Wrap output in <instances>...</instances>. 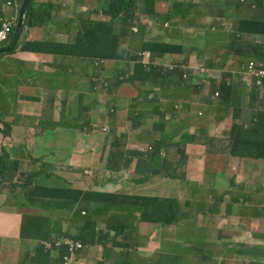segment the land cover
I'll use <instances>...</instances> for the list:
<instances>
[{"label": "crops", "instance_id": "1", "mask_svg": "<svg viewBox=\"0 0 264 264\" xmlns=\"http://www.w3.org/2000/svg\"><path fill=\"white\" fill-rule=\"evenodd\" d=\"M109 1L33 0V5L37 9V23L26 26L22 35L26 42L43 44L42 49L32 50V52L18 50L0 60V152L4 150L15 160L24 162L26 153L35 154L40 150L47 151L49 149L50 152L45 155L49 162L46 170L55 175L63 171L70 176L72 172L81 174L83 170H88L95 165L97 159L93 158L98 155L100 148L105 151L109 149V143L105 144L103 141L101 104L93 94L87 98L89 80L86 73L92 64L93 51H79L75 46L78 44L76 40H79L78 32L81 29H86L88 21H90V27L86 30L90 32L92 21L103 20L106 17L105 11ZM234 1H220L216 6L217 11L225 16H233ZM209 8V5L204 2L197 3L196 14L201 13V15L207 16ZM8 10L6 1L0 0V16ZM71 22L77 28V32L73 35L65 33L70 29ZM158 33V31L154 32L151 37H158ZM130 41H133V38L130 37ZM230 56L235 57L234 54H230ZM181 57L183 56L165 55L168 60ZM127 85L130 86V94L133 95L138 94L139 90L143 94L148 91L152 95L155 94L153 88L145 82L130 81ZM247 87L244 86L243 90ZM167 96L166 90L156 93V97L159 98L161 104L165 105L167 112L165 127L153 126V117L149 109L142 111L138 120H132L127 111H122L116 121L110 122L108 133L116 135L126 132L131 137L137 138L145 148L153 142L158 133L165 134L176 126L180 132L181 140L182 137L188 138L191 140L189 143H193L189 147H193L191 162L195 163L194 166L188 165L189 159L185 146L187 158L184 160V164L187 169L189 171L203 170L210 177H215L218 174L213 179L215 190L201 188V193L206 195L209 193V197L216 196L217 207L220 206L219 201L222 203L220 209L215 206V209L222 215L220 218L222 225L226 222L230 223L231 219L237 216L243 222V226L241 229L231 230L229 233L223 231L215 239L207 238L205 233L200 231L210 225L211 216L214 218L215 215L210 210H208L209 214H193L192 210L196 208V205H199L196 200L198 190L194 185L184 186L182 184L177 194L172 198L180 204L179 213L188 212L193 217V222L197 220V224L186 225L180 230L177 229V226L161 230L162 236L157 244H155V239L156 232L159 230L154 229L148 237H146V229L140 230V233L143 232L149 241L145 242L144 246H140L137 258L143 261L142 264H199L200 259L210 260L218 253L223 252L226 254V264H238L235 247L245 246V244L256 245L259 242L257 236L264 235V159L246 157L248 159L246 161L245 158L230 156L227 154V145L229 137L237 134V129H240V137L264 140V128L258 127L256 130L250 131L246 127L232 123L243 121L247 123L252 116L254 107L243 100L241 105L245 106V110L241 112L245 114V120L241 115L237 121H232L230 116V118L226 117L218 122H212L211 116L208 118V115L212 114L214 107L216 110H218L217 107L222 111L230 110L229 107L228 109L226 107L227 102H222L218 106L215 105L214 100L207 103L203 98L200 102L205 107L195 105L185 107L183 105L180 106L181 111H176L172 107L174 101L167 99ZM191 108H194L196 115L198 111L202 110L205 113V116H202L198 121L199 125L194 124L196 115H192ZM262 111L264 110L257 108V113ZM84 123L89 124L86 134L73 140L72 135L76 131L82 133L78 129ZM91 126H95L94 129ZM200 132L203 135H200ZM200 139H204L201 144H199ZM183 143L186 144L182 140L181 144ZM222 143H225V146ZM236 159L242 160V162L236 163ZM28 162L26 160L25 168ZM164 164L167 165V161ZM241 166L243 168L240 172L242 175L240 183L230 184L228 187L231 176H233V173L230 172ZM220 172H223V175H220ZM125 174L127 178L122 180H106L102 179L100 175L94 177L85 174H82L80 178L86 184L87 189L91 191L140 196L146 195L145 189L151 186L156 178L167 179L160 163L156 166L155 163L144 159L142 155H137L136 160L128 166ZM225 176H228V179L223 182L222 179ZM251 176L252 180L249 179ZM169 180L179 181L178 179ZM236 186H239L238 191H232L253 195L259 200L261 204L257 208V216L247 217L254 210L251 207H240L236 204L235 198L232 203L229 202L228 196L231 195V191L228 193L227 191ZM182 187L185 194L183 202L177 198L180 196ZM220 193L225 195L224 200L218 199ZM227 205L229 206L228 210L225 209ZM203 208H205V204L202 203L200 209ZM0 213L7 215L2 222L3 229L1 230V235L6 241L11 238L10 235L13 233L11 225L16 224L14 222L17 216H21L13 208L8 207L5 202H0ZM102 227L103 225H99L100 229ZM211 228L219 230L215 227ZM19 232L16 229L18 240ZM125 235L126 233L121 228L114 232L111 231L110 237L106 239L108 245L105 252H95L92 255L84 252L81 255L80 264H117L124 261L129 264L130 260L121 256L122 244L129 241L125 239ZM176 236L182 238L183 244L173 241ZM3 243L0 238V250ZM36 247L37 243L33 242L31 250L34 251ZM162 248L169 249L173 255L164 254ZM17 250L18 243L16 252ZM41 250L40 247L39 251ZM183 251L187 252V257H182ZM16 252L10 256H1L0 262L5 263L8 257L13 260L16 257ZM34 252L30 256L31 258L35 256ZM40 258L48 259L45 256Z\"/></svg>", "mask_w": 264, "mask_h": 264}, {"label": "clouds", "instance_id": "2", "mask_svg": "<svg viewBox=\"0 0 264 264\" xmlns=\"http://www.w3.org/2000/svg\"><path fill=\"white\" fill-rule=\"evenodd\" d=\"M5 1L9 10L7 12H4L0 16V49L6 48L13 38L19 19L20 8L23 2V0ZM32 1L33 0H30L29 5ZM174 1L182 2L181 9L182 11L185 9L187 10V16L185 18H176L175 21L177 22V24L172 26L168 21H163L162 18L167 13L168 9ZM220 1L222 0H211L212 3L206 2V4H208L210 8L208 9L207 16H205L201 15V13L196 14L197 2L193 0H153L154 11L161 16L160 20L156 21L151 17L143 16L142 18L144 19V21H141L140 19L136 23L130 22V25L124 27L123 29H121L122 26L118 27L117 33L121 35L122 46L126 51V55L123 60L96 57L94 56L96 46L92 47V64L89 66L86 73V76L89 80V83L87 85V98H89L90 95L93 94L101 104V114L103 118L102 131L104 135L103 141L105 144L109 143V149L107 150L108 159L105 163L101 162L103 151L105 150L100 148L98 150L99 152L97 155V163L88 168V170H83L81 174L72 172L69 180H62L61 178H57L55 177L56 175L53 172L47 170L48 174L51 175V178L46 179V181L57 179V182H54L52 184H44L40 182L41 184L49 187H54V185L58 183V188L63 186L64 188L74 190L68 191V193H66V196L69 194H75L74 198L79 199H83L86 196L94 194L130 196L122 193L91 191L87 189L86 184L81 181L80 176H82V174H85L92 175L94 177L100 175L102 179L106 180L126 179L127 175L125 173L127 172V168L132 164H130V161L133 160L134 162L137 158V155H142L144 159L155 163L156 166H158L160 163L163 166L162 168L165 170L166 165L164 163L166 160L164 159L168 157L169 148L164 147L162 143L169 142L171 146L176 145L178 142L182 143L181 135H178L174 129L173 131L176 133V138L173 141L166 140L164 138V133H158L153 142L148 144L145 148L137 138L131 137L126 132H120L116 135H110L107 131V129L110 128V122L116 121L122 111H127V113L130 114V118H132V120H138L140 118L141 112L148 109L152 113L153 126L158 128L165 127L167 112L165 109V105L160 103L158 97H154L150 91L146 92L145 94H143L142 92L140 93L139 89L138 94H130V86L127 85L128 83H130V81L141 83L145 82L149 87H152L149 81H143L134 77H130L135 64V59H132V56H136L137 59L145 67H157L159 70H161V73H165L166 75L173 78L172 82L164 85L162 90H166V92L168 93V96L166 97L167 99L174 101L172 107L176 111H181V108L178 104L179 102L188 104L185 105V107H192L194 105L197 107H205V105L200 102V100L203 98L207 103H209L211 100H214L216 102L215 105L219 106L222 102L214 99L219 97L218 84L216 80L219 81L223 79L224 74H226L224 79H226L227 81L231 76L234 77V79L239 82L240 86L242 87L241 90L247 97H252V89H254L255 92L260 89L261 93L258 95V100L260 98L262 99V106L257 102L255 105H251L248 100H246L247 104H250L254 107V109H252V116L250 117L249 121H247V123L244 121L241 123H232H236L240 127H246L250 131L256 130L258 127L264 128V111H262L261 113H257V108L264 110V62L262 61L264 60V56L259 55L258 58L249 54H246L245 56L242 55L241 52L243 51L250 52L249 46L245 44L249 42V37H251V35L253 34L246 35L244 31H240L238 28V20H263V18H261L260 16L253 14V11L264 10V6H256L253 0H235L233 2L234 15L225 16L216 9V6H218L217 4H219ZM111 2L112 0L109 1L108 7ZM141 7L142 6L138 7L139 11H141ZM35 10L37 12L36 7ZM194 12L195 14H193ZM233 19L234 23L232 22ZM98 21H92V23ZM210 21L211 23L208 26L209 29L212 31L224 33L227 36V40L224 46L213 44L211 45V47L201 49L198 43L200 40L199 31L202 29V24L204 22ZM89 25L90 21L87 22L86 29L90 27ZM26 26L27 25L25 17V26L20 36L21 41L19 39L20 43L18 41L19 45L17 44L16 48L11 53L0 55V60H2L4 56H10L16 51L22 50V45L25 42L23 40L22 34L24 33V29L26 28ZM128 29L132 32L130 33L131 38L139 37V40L133 38V41H129ZM156 31L159 32L157 34L158 37H151V35ZM133 33L137 34L134 35ZM148 40L172 43L173 45L180 46L181 51L166 53L151 50H141L140 47L142 42ZM215 42H217V40H215ZM227 43H229V46L227 45ZM229 51L230 54H234L237 59H242V57H255L256 59H247V61H240L236 65H234L233 63H235V57H231ZM250 53L258 55L255 52V49ZM165 55H176L177 57H183L168 60L165 58ZM129 57L131 59V66L128 67L127 70L123 66L118 69L117 66L122 65L124 62L128 61ZM113 63H116L115 67ZM208 63H210V67H208ZM213 65L214 68L209 69L213 67ZM177 69L180 71V73L175 75V71ZM122 71L123 75L120 74ZM242 77L245 81H243ZM214 82H216V88L212 89L211 85ZM188 85L196 86L197 91L190 94L185 93L184 90ZM244 86L248 87L243 90ZM191 97L194 98L191 99ZM241 101L242 100H240V102ZM238 110H240L241 113V106L235 111ZM191 111L192 115H196V113L194 112V108H191ZM202 116H205L203 110L198 111L194 119L195 125H199L197 123ZM234 117L235 120L232 119L231 116L232 121H237L239 119V114ZM219 118L220 120H222L225 117L220 116ZM242 119L245 120L244 116H242ZM260 120H263V123H260ZM212 122H214V120ZM84 124H87V127L89 125L88 123ZM245 124L247 126H244ZM91 127L94 129L95 126ZM244 139L254 140L252 138ZM183 151L186 152V148L182 144L181 150L178 154H181ZM227 154L230 155L229 152ZM4 157L7 158V162L5 161ZM246 157L256 159L255 157ZM10 158H12V156H10L6 151L1 150L0 162L7 166V168L10 166V163L14 162V160H9ZM113 158L115 159V162H113ZM15 161H18L19 164L17 168L11 169L9 171V174H7L9 181H16L22 179V177L24 178L31 168V166L28 165L30 161L27 163V168H25V162L19 160ZM186 170L189 172V174L191 172L198 173L200 171H189L187 169V166ZM17 171L23 172L21 178L16 177ZM81 206L83 207V210L81 212V216L83 218L88 217L92 210L98 209V207L91 202L81 204ZM22 208L23 210H27L26 213H24L27 215H44L47 218L51 219L52 222L61 220L64 224L65 231H69V233H64V236L56 238L53 242L45 241L40 246L38 242L34 241V243H37V247L35 250L41 247V251L48 253L52 252V256L54 257V259L52 260V264H80L81 255L84 252H87L91 255L95 252H104V249H106L108 245L106 239L110 237L111 231L114 232L117 229L109 227L108 221L103 220L101 217H97L95 219L97 220L95 229L96 238L94 240L95 243H85L74 238L78 233V229L85 226V221L79 220L77 222H74L73 219L71 220L70 214L60 211H42L36 208H27L24 207L23 201ZM18 213L21 216V225L19 232V241L21 242V245L23 243V240L21 238V226L24 214L23 211ZM114 218V223H116L118 221V218L116 217L115 208ZM99 225H103V227L100 229ZM46 246H48V248H46ZM122 247L124 248L125 244H122ZM34 251L31 252L30 246V255H32ZM26 257L27 256L25 253L22 258H18L13 262V264H22L23 262H25L24 264H30V262L31 264H43V261L47 262V260H43L42 258L37 256H33L32 258L30 257V259L26 261Z\"/></svg>", "mask_w": 264, "mask_h": 264}, {"label": "trees", "instance_id": "3", "mask_svg": "<svg viewBox=\"0 0 264 264\" xmlns=\"http://www.w3.org/2000/svg\"><path fill=\"white\" fill-rule=\"evenodd\" d=\"M256 6L263 7L264 0H253ZM182 2L174 1L167 13L163 16V21H168L172 26L176 25V18H185L187 16V10L182 11ZM141 16L151 17L158 21L161 16L154 11L153 0H144L141 7ZM137 2L136 0H112L108 9L105 12V18L102 21L93 22L91 31L81 29L78 32L77 43L79 51H91L92 47L101 46V51L95 50L94 56L102 57L106 59L123 60L126 55L125 48L122 46L121 35L117 33V27L122 26L121 29L136 23L140 20V16L137 15ZM37 12L33 1L29 5V10L26 15V25L32 26L37 23ZM1 25V23H0ZM238 28L240 31H244L246 35L249 34H261L264 35V20H250L242 21L238 20ZM120 29V30H121ZM43 44L38 42H24L22 45L23 51L41 50ZM141 50H151L159 52H180L181 47L173 45L172 43H166L162 41L148 40L144 41L140 47ZM252 52L251 49H249ZM248 51L241 52L243 56L249 54L259 58V55H254ZM135 59V64L130 77H134L143 81H149L155 94L161 92L164 85L172 82L173 78L161 73L157 67L150 66L145 67L136 56H132ZM177 69L175 75L179 74ZM123 75V71L120 73ZM226 74H224L225 77ZM216 80L218 84L219 97L214 98L220 102H227V109L229 113L233 110H237L240 107L239 101L247 100V96L241 90L239 82L234 77H230L228 81L226 79ZM216 82L211 85L212 89L216 88ZM185 93L190 94L197 91L196 86L188 85L185 88ZM250 104L255 102V98L248 97ZM263 123V120H260ZM236 130V128H235ZM240 129H237V134L229 139L227 145L229 154L239 156H249L255 158H264V141L260 139H244L245 137L239 136ZM164 147L169 148L168 157L174 156L178 161V172L185 175L188 171L184 160L187 158L186 152L181 150L182 144L178 142L176 145L171 146L169 142L162 143ZM113 162L115 159L113 158ZM15 164L17 168L19 162L15 161L10 165ZM49 164L47 158L32 159L28 164L31 166L29 172L22 179L16 181H9L5 166L0 162V202H5L8 206H14L15 204L23 205L27 208H36L42 211H60L71 215V220L74 222L79 220L85 221V226L78 229L77 235L74 237L76 240H81L85 243H95V229L97 217H101L103 220L108 221L109 227L122 229L126 233L125 239L129 241L125 243L121 256L124 259H129V264H142L143 261L137 258V252L141 249L142 242H148L149 238H146L140 233V230H144L145 226H153L156 232L155 244L160 241L162 231L166 228L177 226V229L187 226H194L197 224V220L193 222V217L188 212L179 213L180 204L173 198H159L155 196H139L130 194V196H117L113 194H94L79 198H69L66 196L68 191H74L61 186L58 188V183L54 187H49L40 183L38 179L46 180L51 178L48 174L46 167ZM189 173V172H188ZM57 178L70 179V176L63 171L56 174ZM164 176L167 179H177L174 176L167 175L166 169L164 170ZM74 193V192H73ZM72 193V194H73ZM87 202L93 203L98 209H94L90 212V215L86 218L81 216L83 207L81 204ZM220 206L222 203L219 201ZM218 204H216L217 207ZM114 208L118 221L114 223ZM229 206H225L228 210ZM211 213H214V219L222 218V215L215 208L209 209ZM120 212V214H118ZM193 222V223H192ZM65 231L64 224L61 220L52 222L51 219L44 215H27L24 214L22 218L21 226V238L23 243L31 245L36 241L39 246L45 241L53 242L56 238L64 236ZM175 243L183 244V240L180 236H176L173 240ZM26 253V261L30 259V247L27 245L22 246ZM164 254L173 255L169 249L162 248ZM245 250V246H236L235 252ZM187 252H182V257H187ZM23 262L22 264H24ZM31 264V262H30ZM117 264H127L126 261L118 262ZM238 264H242L241 260H238Z\"/></svg>", "mask_w": 264, "mask_h": 264}, {"label": "rangeland", "instance_id": "4", "mask_svg": "<svg viewBox=\"0 0 264 264\" xmlns=\"http://www.w3.org/2000/svg\"><path fill=\"white\" fill-rule=\"evenodd\" d=\"M197 3H206V2H211V0H193ZM137 2V10L139 6H142L143 4V0H136ZM264 3V2H263ZM253 14L260 16L261 18H263L264 20V10H255L253 11ZM137 15L140 16L141 21H144V19L141 16V13L138 10ZM232 22L234 23V19L232 20ZM210 22H204L202 24V29L199 31L200 32V40H199V45L201 49H204L206 47H211V45L215 44V45H219V46H224L227 40V36L224 33H220L217 31H212L209 29V24ZM199 24V22H198ZM129 31V29H128ZM77 32V28L73 26V23L71 22L70 24V29L66 30L65 33L66 34H70L73 35ZM130 33H132L131 31H129V37L128 40L130 41ZM138 33V32H137ZM137 33H133L134 35H136ZM136 40H139V37H133ZM215 40H217V42H215ZM227 45L229 46V43H227ZM245 45L249 46V48L251 50L255 49V52L258 55H262L264 56V36L263 35H257V34H253L251 35V37H249V42H247ZM96 50L101 51V46L98 45L95 47ZM138 49V48H136ZM255 57H242V59H237L236 57L234 58L235 63H233L234 65H236L238 62L240 61H247V59H252ZM256 59V58H255ZM130 57L129 60L124 62L122 65H118L117 68L120 69L122 66L127 70L128 67L131 66V62H130ZM264 62V60H262ZM114 67L116 65V63H113ZM208 67H210V63H208ZM213 67L209 68V69H213ZM243 81L244 78L242 77ZM252 89V88H251ZM261 93V90L258 89L256 92L254 89H252V96L255 98V102L252 103L251 105H255L256 102L259 103L262 106V99L260 98L258 100V95ZM194 97H191V99ZM190 99V100H191ZM264 103V102H263ZM179 106H183V105H188V104H184L183 102H179L178 103ZM239 104L241 106L242 111L245 110V106L241 105V102L239 101ZM130 111V109H129ZM231 111H233L232 113H229L228 111H222L219 107L218 110H216V108L214 107V111L212 112L211 115V121L214 120V122H217L220 120V116H224L225 118H230V115L232 116V119H234L236 115L239 114V116H244L245 119V114L243 112L240 113V110L235 111L233 110V107H231ZM261 113V112H260ZM194 115V114H193ZM235 120V119H234ZM250 123V122H249ZM82 133H78L79 131H76V133H74V135H72L73 140H76L77 138H79L82 135H85L88 127L87 124H83L81 125L80 129ZM174 130L175 132L180 135L179 130L177 129L176 126H174ZM173 130L172 131H167L164 134V138L168 141H173L176 138V133ZM200 135H203L202 132H200ZM1 137V136H0ZM183 142H185L186 144L183 143V146L187 147V155H188V159H189V166H194L195 163L191 162L192 159V150L193 147H189L191 145H193V143H189L191 140L188 138H183L182 137ZM204 139H200L199 140V144L203 143ZM87 142V140H86ZM222 145L225 146V143H222ZM49 149H47V151H38L35 154L32 153H26L24 156V162H26V160L30 161L32 159H39V158H44L45 155L47 153H49ZM230 156L233 157H239V158H245V160L247 161L248 159H246V156H239V155H232L230 154ZM5 161L7 162V158L4 157ZM94 160L97 159V155L94 156L93 158ZM108 159V152L107 151H103V155L101 158V162L105 163ZM262 159V158H259ZM9 160H15L14 158H10ZM164 160L167 161V165L165 166L166 169V173L167 175H171L176 177L179 181H175V180H169V179H161V178H156L153 183L151 184V186H149L148 188L145 189L146 195H155L161 198H172L174 197L177 192L180 189V186L183 184L184 186H196L197 190H198V196L196 197L197 203L199 205H196V208H194L192 210L193 214H209L208 210L215 208L217 201L216 196H212L209 197V193L203 194L201 193L203 189H213L215 190V186L213 187L214 183H213V179H215L217 177V175L215 177H210L208 174L205 173V171L200 170L198 173H193L191 172L190 174L187 172L185 175L180 174L178 172V161L176 160V158L174 156H169L167 158H165ZM236 163H241L242 160L236 159L235 160ZM133 163V160L130 161V164ZM14 167H16V165L13 163L12 165H10L7 169H5V171L7 172V174H9V171L11 169H13ZM163 167V166H162ZM27 168V167H26ZM242 166L239 167V169L234 170L230 173H233V176H231V179L228 183V187L230 186V184H238L240 183V179L242 177V175L240 174L241 170H242ZM223 173V172H222ZM221 172L219 173L220 175H223ZM13 174V173H11ZM23 172L22 171H17L16 172V177L17 178H21L22 177ZM256 176V173H255ZM23 178V177H22ZM228 176H225L222 181H227ZM250 180H252V176L251 178H249ZM40 182L44 183V184H52L54 182H57V179H53L52 181H46V180H41L38 179ZM64 180V179H62ZM61 183V182H60ZM213 187V188H212ZM158 188V189H157ZM239 186L231 187L227 193L229 191H231V195L228 196L229 198V202L232 203V201L235 198L236 204L239 205L242 208L245 207H251L254 211L252 213H249L247 215V217H253V216H257L258 215V210L257 208L259 207V205L261 204L259 202L258 199L254 198L253 195H245L241 192H234L232 190L238 191ZM75 194L69 196V198H74ZM179 200H181L182 202L185 201V194H184V189L183 187L181 188V193L180 196L177 197ZM218 199H225V195L223 193H220L218 195ZM203 204H205V208H203L202 210L200 209V206ZM8 206V205H7ZM8 207H13V209L17 212H22L23 214L26 213L27 210H23L22 205L20 207L19 203L15 204L14 206H8ZM217 209H220V206L217 207ZM120 214V212L118 213ZM7 215L5 213H0V238L3 240V245L2 248L0 250V258L1 256H5V255H11L13 253L16 252L17 249V243H18V250L16 252V257L13 258V260H10L9 257L7 258V260L5 261V263L0 262V264H13L14 261H16L18 258H22V256L25 254V250L23 249V245H27L28 247H30L31 245H28L27 243H22L20 245V241L16 238V229L19 232L20 230V225H21V217H16V220L14 223L16 224H12L11 225V230H12V234L10 235L11 238H8L6 241H4V237L1 235V230L3 229L2 226V222L4 220V218ZM18 225V226H16ZM243 226V222L240 221L238 219L237 216H235L234 219H231V222L228 223L226 222L225 224L222 225V220L221 219H214L211 216V220H210V225H208L204 230H201L200 232H204L207 238H211V239H215L216 236L218 234H222L223 231H225L224 233H229L231 232V230H235V229H241ZM9 227V226H8ZM211 227H215L218 228L219 232L216 230H213ZM145 229L147 231H145L146 233V237L149 236L150 233L153 232V230L155 229L153 226H145ZM142 235L144 234L143 232L141 233ZM165 236V235H164ZM257 239L259 240V242L256 245H249V244H245V250H241L238 251V253L236 254V259L237 260H241L242 264H264V235H260L257 236ZM143 245L140 246H144L145 243L142 242ZM104 249V248H103ZM33 250H31L32 252ZM105 252V249H104ZM34 255L37 257H42L45 256L47 259V262L43 261V264H52V260L54 259V257L52 256V252H50L49 254H45L43 251H39V249H37L34 252ZM226 254L225 253H218L214 258L210 259V260H204V259H200V263L199 264H226ZM193 264V263H191Z\"/></svg>", "mask_w": 264, "mask_h": 264}, {"label": "water", "instance_id": "5", "mask_svg": "<svg viewBox=\"0 0 264 264\" xmlns=\"http://www.w3.org/2000/svg\"><path fill=\"white\" fill-rule=\"evenodd\" d=\"M29 3H30V0H23L21 8H20L18 23L16 26L15 33L13 35V38L10 44L6 48L0 49V55L11 53L16 48L18 41L20 39L22 30L25 26V17H26L28 8H29Z\"/></svg>", "mask_w": 264, "mask_h": 264}]
</instances>
